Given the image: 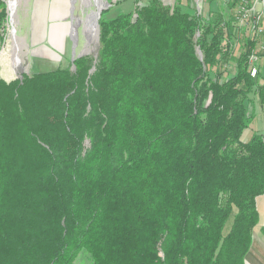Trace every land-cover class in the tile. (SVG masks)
Wrapping results in <instances>:
<instances>
[{
  "label": "trees",
  "instance_id": "trees-1",
  "mask_svg": "<svg viewBox=\"0 0 264 264\" xmlns=\"http://www.w3.org/2000/svg\"><path fill=\"white\" fill-rule=\"evenodd\" d=\"M226 5L222 27L181 0L106 12L95 62L0 79V264H246L264 86Z\"/></svg>",
  "mask_w": 264,
  "mask_h": 264
},
{
  "label": "rangeland",
  "instance_id": "rangeland-1",
  "mask_svg": "<svg viewBox=\"0 0 264 264\" xmlns=\"http://www.w3.org/2000/svg\"><path fill=\"white\" fill-rule=\"evenodd\" d=\"M0 1L1 9L3 7L7 14L5 21L0 26V79L11 82L24 74L30 76L34 73L54 71L59 67H71L74 61L81 57L89 56L95 62L99 56L100 22L103 14L109 12L106 18H115L119 13L134 11L136 4L145 5L150 0H141V2H137V0H105L101 10L98 9L95 0H25L17 7V24L14 32L17 38L13 41L12 32L15 26H12L13 17L9 10V1ZM165 1L172 5L176 2V0ZM228 2L230 1L181 0L185 11L196 13L212 23L219 21V27H222V22L231 20L226 9ZM99 13H101L100 18ZM89 17L97 25V33L91 37L87 30ZM238 35L236 34V37L230 40L232 58L239 57L243 51L240 46L241 38ZM224 40L222 45L228 51L230 49L226 48L229 43L228 35ZM259 61L260 71L255 78L259 84L264 86V56L260 57ZM230 63L232 65L228 69L229 74L235 76L236 65ZM263 119L264 108L258 109L256 122L244 134L245 141H250L255 132L264 128ZM258 208L264 213V196L258 199ZM258 229H256V233ZM78 264H94V261L84 251L80 255Z\"/></svg>",
  "mask_w": 264,
  "mask_h": 264
},
{
  "label": "built area",
  "instance_id": "built-area-1",
  "mask_svg": "<svg viewBox=\"0 0 264 264\" xmlns=\"http://www.w3.org/2000/svg\"><path fill=\"white\" fill-rule=\"evenodd\" d=\"M236 2V25L241 34L257 43L256 50L249 57L252 76L260 71V56L264 53V0H229Z\"/></svg>",
  "mask_w": 264,
  "mask_h": 264
},
{
  "label": "crops",
  "instance_id": "crops-1",
  "mask_svg": "<svg viewBox=\"0 0 264 264\" xmlns=\"http://www.w3.org/2000/svg\"><path fill=\"white\" fill-rule=\"evenodd\" d=\"M260 210V209H259ZM259 226L254 231V244L247 256L246 264H264V236H262V229L264 228V213L260 211Z\"/></svg>",
  "mask_w": 264,
  "mask_h": 264
},
{
  "label": "bare ground",
  "instance_id": "bare-ground-1",
  "mask_svg": "<svg viewBox=\"0 0 264 264\" xmlns=\"http://www.w3.org/2000/svg\"><path fill=\"white\" fill-rule=\"evenodd\" d=\"M9 1V10H10V13L12 14V17H13V25L12 26H15L17 23H16V13L18 12L17 11V7L22 4L25 0H8ZM96 3H97V6H98V9H102L103 5L105 4V0H95ZM28 2V1H27ZM102 7V8H101ZM19 9V8H18ZM95 14V13H94ZM98 14V13H97ZM90 19L88 20L87 22V30H88V33L91 36H94L96 33H97V25L95 24L94 20H92L91 17H89ZM97 18V17H96ZM98 20V19H97ZM18 21V20H17ZM13 29V28H12ZM15 29H16V26L12 32V41L15 40L17 37L15 36L14 32H15ZM92 30H94V32H92Z\"/></svg>",
  "mask_w": 264,
  "mask_h": 264
},
{
  "label": "water",
  "instance_id": "water-1",
  "mask_svg": "<svg viewBox=\"0 0 264 264\" xmlns=\"http://www.w3.org/2000/svg\"><path fill=\"white\" fill-rule=\"evenodd\" d=\"M101 13H102V12H101ZM101 13H99V15H98V16H99V18H100V16H101ZM22 76H23V75H22ZM22 76H21V77H22Z\"/></svg>",
  "mask_w": 264,
  "mask_h": 264
}]
</instances>
